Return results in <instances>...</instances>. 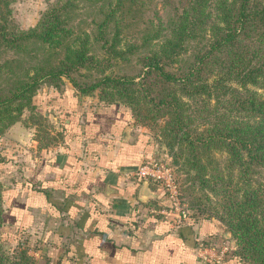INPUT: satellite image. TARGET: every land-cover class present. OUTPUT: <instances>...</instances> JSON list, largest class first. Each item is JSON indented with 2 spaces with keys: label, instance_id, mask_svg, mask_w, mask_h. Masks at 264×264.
Returning a JSON list of instances; mask_svg holds the SVG:
<instances>
[{
  "label": "trees",
  "instance_id": "16d2710c",
  "mask_svg": "<svg viewBox=\"0 0 264 264\" xmlns=\"http://www.w3.org/2000/svg\"><path fill=\"white\" fill-rule=\"evenodd\" d=\"M11 2L0 0V135L37 124L42 84L122 105L157 130L200 191L192 206L207 202L234 240L228 253L264 264V0H55L26 29ZM2 195L0 182V226ZM33 263L0 236V264Z\"/></svg>",
  "mask_w": 264,
  "mask_h": 264
},
{
  "label": "crops",
  "instance_id": "0c3cea01",
  "mask_svg": "<svg viewBox=\"0 0 264 264\" xmlns=\"http://www.w3.org/2000/svg\"><path fill=\"white\" fill-rule=\"evenodd\" d=\"M64 84L55 144L38 147L33 133L5 136L21 140L0 160L5 248L24 242L33 264H209L199 246H226L215 243L227 234L222 224L161 213L158 187L135 176L154 145L129 109L80 98ZM229 248L211 264H245Z\"/></svg>",
  "mask_w": 264,
  "mask_h": 264
},
{
  "label": "rangeland",
  "instance_id": "374dc122",
  "mask_svg": "<svg viewBox=\"0 0 264 264\" xmlns=\"http://www.w3.org/2000/svg\"><path fill=\"white\" fill-rule=\"evenodd\" d=\"M54 1L55 0H12V2L10 3L11 18L13 22L19 28L21 29L29 28L35 24L39 15L42 13V11H44V9H46V7ZM64 83L71 86V84L66 79H64L63 83L59 86V89L47 87L46 85H43V84L39 87L34 97L36 115L32 117L33 119L32 121L36 122L37 126L29 125V123H26V122L25 124L21 121L15 122L11 126H9L4 131V133L0 135V160L3 159V154L4 155L7 154L9 158H12L11 156L13 152L12 150H10V148L12 149L15 147V145L20 143L19 142L20 139L24 141V139L21 137L23 135H26V133H30V134L33 133L32 137H35L36 141L38 140L40 141V143H45V142L50 141L51 145H53L59 140L58 131L60 130L61 127H63V122H62L63 118H61V116H57L59 115V111L57 110V108H58L59 101L63 99V88L65 86ZM77 95L80 98L90 99L94 102H98L95 93L92 95H88V96L79 95V94ZM40 114L46 119L45 118L42 119L40 117L41 116ZM28 115H29L28 110H23L21 114V119H26ZM132 120L135 125L140 127L141 130H143L148 135V138L154 145L153 146L154 153L150 154V156L144 158L142 161L153 159L155 161L168 163L170 165L169 154L167 153V150L164 148V146L160 143L159 138L157 136V130L155 128L150 129V127L147 124H141L135 121L134 119ZM10 130H13L12 132L15 135H17L20 132L19 133L20 139L13 138L14 141H11V142L7 141L5 136L8 135L7 131H10ZM23 132H26V133H23ZM27 138H28V134H27L26 140ZM172 170H173V177L175 179V184H176L175 189L177 191L180 201L186 204L188 217L190 218L191 216H193L196 219H202V218L208 217L209 211L203 208V206L204 207L207 206V202L202 200V203L199 205V207L195 208L194 206H192L193 204L191 200L193 201L195 198H198L200 191L199 190L190 191L188 189H185V187L187 186V183L185 182V175L181 173L180 171H177V168L175 167L174 168L172 167ZM0 182L3 183L1 178H0ZM146 182L155 184L160 190L163 200H165L167 188L164 186V184H162L158 180H150V179H148V181ZM180 194L182 196H180ZM210 218L215 219L213 217H210ZM226 232H227L226 236L217 237L215 243H219V241L223 242L228 247V249H230L229 247L231 246L232 247L231 250H233L235 247L234 240L231 238L229 232L228 231ZM3 246H4V243H3ZM27 248L31 249V247L29 246H27ZM216 249L217 247L215 246L213 250H216Z\"/></svg>",
  "mask_w": 264,
  "mask_h": 264
},
{
  "label": "built area",
  "instance_id": "2783aa9c",
  "mask_svg": "<svg viewBox=\"0 0 264 264\" xmlns=\"http://www.w3.org/2000/svg\"><path fill=\"white\" fill-rule=\"evenodd\" d=\"M135 176L144 180H158L167 188L165 197V204L161 211L164 215H174L176 222L189 220L186 204L182 203L178 197L175 189V179L173 177L172 167L168 163H163L155 160L141 161L135 170ZM199 246L200 256L206 261V263H219L224 254L227 252V247L222 246L217 253L212 249H201ZM31 249H27V253H30Z\"/></svg>",
  "mask_w": 264,
  "mask_h": 264
}]
</instances>
